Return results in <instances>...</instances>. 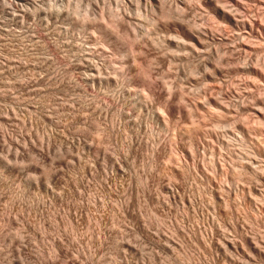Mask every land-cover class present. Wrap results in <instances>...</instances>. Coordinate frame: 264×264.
I'll return each instance as SVG.
<instances>
[{"label":"rangeland","instance_id":"1","mask_svg":"<svg viewBox=\"0 0 264 264\" xmlns=\"http://www.w3.org/2000/svg\"><path fill=\"white\" fill-rule=\"evenodd\" d=\"M0 264H264V0H0Z\"/></svg>","mask_w":264,"mask_h":264},{"label":"bare ground","instance_id":"2","mask_svg":"<svg viewBox=\"0 0 264 264\" xmlns=\"http://www.w3.org/2000/svg\"><path fill=\"white\" fill-rule=\"evenodd\" d=\"M197 43H198V45H199V44H200V41L198 40Z\"/></svg>","mask_w":264,"mask_h":264}]
</instances>
